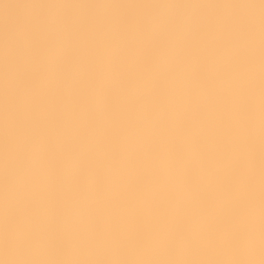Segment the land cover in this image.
<instances>
[{"label":"clouds","instance_id":"clouds-1","mask_svg":"<svg viewBox=\"0 0 264 264\" xmlns=\"http://www.w3.org/2000/svg\"><path fill=\"white\" fill-rule=\"evenodd\" d=\"M260 3L36 0L10 47L0 31V264L264 262ZM249 45L254 243L208 251L205 202L237 185L222 141L247 115ZM131 215L150 246L127 242Z\"/></svg>","mask_w":264,"mask_h":264},{"label":"snow or ice","instance_id":"snow-or-ice-1","mask_svg":"<svg viewBox=\"0 0 264 264\" xmlns=\"http://www.w3.org/2000/svg\"><path fill=\"white\" fill-rule=\"evenodd\" d=\"M31 5H29L30 7ZM261 49H260V146H259V204L261 246L264 250V0H261ZM30 19L26 18L16 24L6 23L2 32L6 48L18 37L21 29ZM251 23V18L247 21ZM243 55L245 77L248 79V90L244 93L247 115L235 125L233 134L222 141L226 149L234 150L237 159L234 161L237 185L230 193L223 207L216 201L205 202L206 220L201 234L195 243L208 251L225 250L231 254L250 252L255 234L256 175H255V141L252 134V115L254 103L251 98V75L253 70L251 46ZM9 148L14 141L9 136ZM7 230L15 232L19 227L18 217H6ZM129 243L150 246V241L139 231L135 215L127 218ZM60 264H247L241 260H175V261H68ZM264 264V262H262Z\"/></svg>","mask_w":264,"mask_h":264},{"label":"bare ground","instance_id":"bare-ground-1","mask_svg":"<svg viewBox=\"0 0 264 264\" xmlns=\"http://www.w3.org/2000/svg\"><path fill=\"white\" fill-rule=\"evenodd\" d=\"M36 0H0V31L6 23L16 24L29 16V5Z\"/></svg>","mask_w":264,"mask_h":264}]
</instances>
